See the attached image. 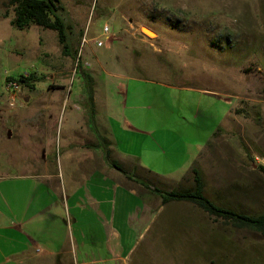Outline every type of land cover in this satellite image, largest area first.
Returning a JSON list of instances; mask_svg holds the SVG:
<instances>
[{
    "label": "rangeland",
    "instance_id": "rangeland-1",
    "mask_svg": "<svg viewBox=\"0 0 264 264\" xmlns=\"http://www.w3.org/2000/svg\"><path fill=\"white\" fill-rule=\"evenodd\" d=\"M59 4L75 57L62 52L54 30L14 27L13 5L0 0V193L16 202L7 211L0 199L2 225H20L23 196L19 189L14 200L3 179L60 171V159L69 157L64 135L69 117L79 116L77 109L86 113L83 101L71 103L85 95L86 75L92 93L108 95L126 126L158 131L155 144L145 146L172 156L171 178L186 172L177 182L150 178L159 189L192 187L196 167L214 201L264 213V0ZM30 72L43 76L34 89H8L5 77ZM196 144L205 146L194 159ZM164 209L126 264H264L260 233L213 219L188 202ZM4 236L0 230V264H6ZM26 245L32 256L23 264H36L35 248Z\"/></svg>",
    "mask_w": 264,
    "mask_h": 264
},
{
    "label": "crops",
    "instance_id": "crops-1",
    "mask_svg": "<svg viewBox=\"0 0 264 264\" xmlns=\"http://www.w3.org/2000/svg\"><path fill=\"white\" fill-rule=\"evenodd\" d=\"M200 92L215 94L205 89ZM86 100L83 95L71 103ZM111 101L108 95H98L97 90L93 94L99 140L90 128L87 113L77 109L80 115L69 117L71 125L66 126L64 135L67 139L64 152L69 157L64 162L60 159V171L27 172L3 179L9 182L5 189L13 193L14 200V195L18 197L17 192L23 189L17 228L2 225L4 215L0 205V230L5 231L6 246L2 260L6 264L29 262L32 255L26 244L35 248L36 264H126L150 231L157 213L165 210L167 203L162 204L160 197L127 178L111 162L122 166L130 176L140 172L136 168L143 167L155 174L148 177L169 182L176 180L170 177L168 168L173 158L166 150L145 146L146 142L155 144L153 135L158 131L126 126ZM131 107L137 108L135 104ZM101 139L108 141L109 157ZM205 144L195 145L194 159ZM144 175L147 176L145 172ZM1 198L7 211L16 206L15 201L14 205L8 203L0 193ZM16 233L28 243L21 242ZM149 241L146 243L151 247Z\"/></svg>",
    "mask_w": 264,
    "mask_h": 264
},
{
    "label": "trees",
    "instance_id": "trees-1",
    "mask_svg": "<svg viewBox=\"0 0 264 264\" xmlns=\"http://www.w3.org/2000/svg\"><path fill=\"white\" fill-rule=\"evenodd\" d=\"M11 5L14 7V17L11 24L18 28L24 29L30 24H34L45 29L54 30L57 34V40L62 48V52L71 57H75V53L72 50L71 42L69 39L70 27L65 22L62 15V7L59 4V0H10ZM77 67H80L78 64ZM77 70V69H76ZM84 90L87 100L84 102V108L88 116V123L91 130L99 140L98 131L94 122V103L93 93L91 90V80L87 75L84 77ZM43 76L36 75L35 72L27 74H19L17 77L7 76L5 82H16L20 87L34 89L35 83L41 81ZM236 113H242V111L235 110ZM220 128L216 129L215 134ZM104 143V152L109 157V150L107 149V143L105 139H101ZM111 166L123 173L127 178H132L149 191L156 194L161 199L162 204L169 202H188L195 205L203 212L208 214L213 219H218L223 222H228L235 228L248 229L254 232L260 233L264 237V213H246L241 210H237L233 207H229L220 202L214 201L204 191V182L201 178L196 167H192V179L193 186L185 189H172L161 190L150 179L155 175L149 170L139 167L140 172L134 173L130 176L127 171L117 164L111 162ZM264 172V167L259 166ZM144 172L147 176L144 175Z\"/></svg>",
    "mask_w": 264,
    "mask_h": 264
},
{
    "label": "built area",
    "instance_id": "built-area-1",
    "mask_svg": "<svg viewBox=\"0 0 264 264\" xmlns=\"http://www.w3.org/2000/svg\"><path fill=\"white\" fill-rule=\"evenodd\" d=\"M103 30L108 31L106 26L103 28ZM97 44L98 45L101 44V41H97ZM7 87L8 89L16 90L19 87V85L16 82H8Z\"/></svg>",
    "mask_w": 264,
    "mask_h": 264
},
{
    "label": "water",
    "instance_id": "water-1",
    "mask_svg": "<svg viewBox=\"0 0 264 264\" xmlns=\"http://www.w3.org/2000/svg\"><path fill=\"white\" fill-rule=\"evenodd\" d=\"M141 29H142V31H143L144 33H146L147 35H150V36H153V35H154V32H152L151 30H149V29H147V28H145V27H142Z\"/></svg>",
    "mask_w": 264,
    "mask_h": 264
}]
</instances>
